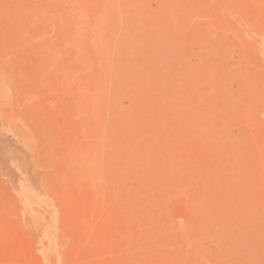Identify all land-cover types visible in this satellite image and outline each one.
<instances>
[{
	"label": "rangeland",
	"instance_id": "rangeland-1",
	"mask_svg": "<svg viewBox=\"0 0 264 264\" xmlns=\"http://www.w3.org/2000/svg\"><path fill=\"white\" fill-rule=\"evenodd\" d=\"M0 264H264V0H0Z\"/></svg>",
	"mask_w": 264,
	"mask_h": 264
}]
</instances>
